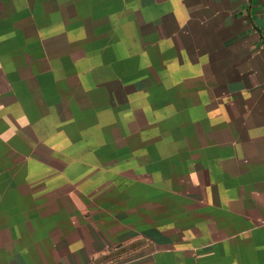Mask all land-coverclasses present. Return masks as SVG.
Here are the masks:
<instances>
[{
	"label": "rangeland",
	"instance_id": "rangeland-1",
	"mask_svg": "<svg viewBox=\"0 0 264 264\" xmlns=\"http://www.w3.org/2000/svg\"><path fill=\"white\" fill-rule=\"evenodd\" d=\"M100 1L12 0V42L25 37L18 41L29 64L17 76L27 97L12 92V105L33 121L26 164L32 180L25 171L21 176L64 183L66 213L79 209L86 217L84 188L74 183H100L114 197L128 196L127 204L112 206L114 216H129L130 227L137 183L169 185L155 211L188 213L198 227L214 214L215 197L230 188H224L231 181L226 163L234 154L212 138L213 117L234 112L224 100L210 102L199 59L204 38L195 35L202 29L187 11L146 14L138 0ZM124 238L119 245L134 249L136 237Z\"/></svg>",
	"mask_w": 264,
	"mask_h": 264
},
{
	"label": "crops",
	"instance_id": "crops-1",
	"mask_svg": "<svg viewBox=\"0 0 264 264\" xmlns=\"http://www.w3.org/2000/svg\"><path fill=\"white\" fill-rule=\"evenodd\" d=\"M100 3L110 6L111 0ZM137 4L146 14L187 11L202 29L195 35L204 38L206 51L199 59L210 102L224 100L222 106L234 112L214 116L211 129L213 139L234 151L233 161L226 163L231 181L224 188H230L215 197L210 219L194 227L188 213L174 210L167 217L155 211L169 185L137 183L139 207L130 227L129 216H114L112 206L114 201L127 204L128 196L114 197L100 183H74L84 188L86 217L79 209L66 213L64 183L23 180L21 171L32 180L26 164L32 160L33 121L12 105V92L27 97L17 76L27 74L29 64L18 41L25 37L12 42V0H0V264H264V0ZM12 120L20 125L12 128ZM130 234L136 237L135 248L119 245Z\"/></svg>",
	"mask_w": 264,
	"mask_h": 264
}]
</instances>
